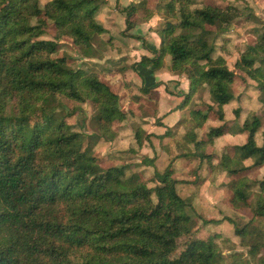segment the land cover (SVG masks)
Here are the masks:
<instances>
[{
  "label": "trees",
  "instance_id": "obj_1",
  "mask_svg": "<svg viewBox=\"0 0 264 264\" xmlns=\"http://www.w3.org/2000/svg\"><path fill=\"white\" fill-rule=\"evenodd\" d=\"M106 3L0 0V264H225L218 233L199 232L191 204L178 191L181 179L174 166L147 176L144 171L155 156L104 166L105 157L95 153L92 139L114 140L119 124L136 113L121 104L104 71L73 66V57L61 44L70 39L81 57L103 59L113 43L105 40L107 29L96 12ZM193 3L166 0L158 5L164 20L156 29L159 48L151 47L154 57L116 66L121 59L115 72H137L144 81L140 90L150 94L153 87L143 80L139 66L160 68L170 55L169 69L189 80L180 107L189 105L199 90L209 92V101L190 107L194 127L201 128L212 116L225 120L224 105L235 98L234 84L241 73L231 69L222 54L214 55L216 40L233 24L232 6L208 3L191 8ZM135 4L123 9L125 31L138 23L134 15L141 6ZM261 60L264 31L235 63L264 91V67L256 65ZM65 99L77 103L72 110ZM86 101L93 105L90 133L68 121ZM239 111L235 109L236 117ZM156 123L163 126L159 119ZM174 126L163 134L145 133L135 123L131 128L141 147L145 141L152 146V137L170 135ZM228 132L244 138L220 155L204 151ZM182 134L193 149L178 157L197 154L209 172L227 178L219 186L232 193L234 206L248 204V221L227 219L241 244L258 255L264 251V175L251 178L246 173L264 165L261 117L248 114L229 128L225 121L211 127L206 139L195 138L197 131Z\"/></svg>",
  "mask_w": 264,
  "mask_h": 264
},
{
  "label": "rangeland",
  "instance_id": "obj_2",
  "mask_svg": "<svg viewBox=\"0 0 264 264\" xmlns=\"http://www.w3.org/2000/svg\"><path fill=\"white\" fill-rule=\"evenodd\" d=\"M47 0H41L43 5ZM166 0H138L137 2L131 1L130 3H137V7L134 19L141 24L150 18L155 19L157 22L156 28L160 27L163 23V12L158 13L157 6L161 5ZM217 4L225 7L226 5L232 6V12L234 20L231 28L225 31L216 40V49L214 55L222 54L226 60L227 65L235 71H239L241 74L237 76L234 84L235 98L224 105L226 110V117L224 121H219L214 116L207 119L201 128L194 127L196 121L190 117V107L192 105H198L205 103L210 100V95L207 89L199 90L192 102L189 104V108L177 107L182 96L173 97L169 104L176 106L177 112L173 115L164 116L166 122H170V125H174L177 119L184 118L183 122L174 128H171L170 135L164 138L152 137L151 142L154 143L152 146L149 142L145 141L144 144L139 147L134 138V131L132 125L135 123L141 126L142 131L148 133L151 130H159L163 132L165 129H157V120H163V116L158 115L160 103L165 101V93H172L177 86L174 83H170L171 80H165L170 83V88H161L163 91L161 94L158 90L159 87L164 83L157 81L156 77L150 72V68L139 66L146 74V78L143 80L146 83L152 85V93H143L140 87L144 85L142 78L137 76V73L133 71V74L116 73V66L128 65L125 60L121 61V64H108L104 62L100 63L97 59H91L87 61L85 58L79 55L78 49L74 46L70 39L62 40V48L69 55L73 57V66H81L85 68H92L102 70L105 72V76L111 82V85L121 95V104L127 108L133 110L136 114L134 117L128 116L123 124L115 123V126L122 125L117 137L112 141H104L102 139H92L94 144V150L96 154L105 157L102 161L104 166L110 164L120 165L127 160L140 161L143 155L150 157L155 156V161L152 166L144 171L147 176L151 175L154 170L163 171L168 165L174 166L176 169L175 175L181 179L178 185L179 193L186 198L191 204L190 213L196 218L197 227L199 232L203 236H210L213 233H218L216 240L220 245V249L225 253V264H264V251H261L258 255L253 256L248 252V247L244 246L240 242L239 236L235 234L234 226L227 217L237 219L239 223L248 221L252 216L250 208L247 203L239 202L237 206L231 203L232 193L228 191L224 186H219L221 181L226 180L222 173L213 171L209 172L207 169V163L202 162L197 154L191 155V157H178L179 153L191 151L188 147L193 149V143L191 140L188 142L183 138V132L195 133L196 137L207 138L206 133L211 127L220 125L223 122H227V128L235 122L241 121L242 117H246L248 114L257 113L262 119V125L264 126V91L259 88L257 80L251 78L245 71L236 69L235 63L240 59L241 54L247 49L248 46L254 45L257 38L264 31V0H194L191 8L202 7L204 4ZM119 5V4H118ZM115 5V7H119ZM145 6V7H142ZM119 10V8H118ZM100 9L97 10V14H100ZM151 11V12H150ZM120 12H122L120 10ZM119 12V13H120ZM158 13V14H157ZM124 14V13H123ZM159 15V16H158ZM101 19H97L103 26L108 24V19L113 18L108 15H99ZM111 20V21H112ZM121 24H125V19L122 18ZM141 26L138 30L142 29ZM126 28V26H125ZM52 28L49 29L52 32ZM150 29L144 28L140 30L147 32ZM112 31L117 33V28H112ZM153 32V31H152ZM121 35V34H120ZM127 41L135 40L136 35L123 34ZM48 36V35H47ZM51 36V34H49ZM122 36V35H121ZM107 37V35H106ZM143 43V42H141ZM144 45V44H142ZM262 56V55H261ZM137 59H141L142 56L136 54ZM263 57V56H262ZM262 64L264 67V61H257L256 65ZM131 71V70H130ZM158 79V78H157ZM182 84V80H179ZM188 83V79L186 78ZM157 84V86H153ZM186 88L179 87L178 94H181ZM181 92V93H180ZM140 95L141 98L138 101L134 100L135 95ZM174 93H172L173 95ZM164 95V96H163ZM171 95V97H172ZM66 100V99H65ZM66 108L72 110L73 106L77 103L74 101H65ZM194 103V104H193ZM235 109L240 110V116L236 117ZM93 113V105L91 102H85L80 105L78 110H75L73 114L68 118V121L73 123L76 129H81L85 132H91L89 128V119ZM164 115V114H163ZM82 126V128H79ZM156 126V127H155ZM161 126V125H160ZM226 136L222 135L212 145H206L204 151L208 153H215L220 155L224 148L231 144V141L235 137H232L230 133H225ZM237 136V135H235ZM257 142L261 143V135L257 137ZM177 143L181 144V149L177 147ZM156 147V148H154ZM135 149V151L129 149ZM199 154L200 152L197 151ZM182 159V160H181ZM215 159L214 162H216ZM251 178H262L264 175V165L252 169L246 173ZM223 179V180H222ZM223 183V182H222ZM208 219H220L215 222L208 221ZM181 251V248L175 252L177 255ZM238 254V255H237ZM238 261V262H237Z\"/></svg>",
  "mask_w": 264,
  "mask_h": 264
},
{
  "label": "crops",
  "instance_id": "obj_3",
  "mask_svg": "<svg viewBox=\"0 0 264 264\" xmlns=\"http://www.w3.org/2000/svg\"><path fill=\"white\" fill-rule=\"evenodd\" d=\"M131 1L137 2L138 0H107L106 4H104L101 7H99V9L101 10L100 14L102 16L103 15H105V16L109 15L110 18L111 17L113 18V20L107 18L108 19V24L106 26L104 25V27L107 29V32H106L107 33V37H105V40L107 41L108 39L111 38L108 41H109V44H110V42L113 43V44L109 45L111 48L106 51L105 56L103 57V59H97L102 64L104 62H107L108 64H114L115 65L121 59L125 60L126 62L131 64L133 62H137V61L141 60V59H137L135 57L136 54H138L139 56L141 55V56H147V57H151L152 58V57H154L155 53L152 51L151 47H155L157 49L159 48L161 39H160V36H159V34H158L157 30H156L157 29L156 28L157 22L155 21V19L150 18L149 20H146L145 22H143L141 24L137 23L133 28H131L128 31H125V29H126L125 28V26H126V16H125V12L123 11V9L128 4H130ZM115 5L119 6L118 7L119 10H118L117 7H115ZM120 10L122 12H120ZM100 14L96 13V18L98 20L102 18L101 16H99ZM99 17H101V18H99ZM122 18L125 19V24H121ZM141 26H144V27H142V29H140V30H143L144 28H147V29H150V30L147 31V32H142V31L138 30V28L141 27ZM113 27H114V29L117 28V33L112 31ZM123 34L136 35V37H138V38H134L135 40H131L129 42V41H127L124 38ZM141 42H143V43H141ZM142 44H144V45H142ZM85 59L87 61H89V60L95 59V58H85ZM170 61H171V56L170 55H166L165 58H164L163 66H161L160 68L154 69V70L152 68L149 69L151 74H153V72H154V75H155L157 81L159 80V81L164 82L161 85V87L158 88L160 94L163 92V91H161L162 87H164V88L168 87V89H171L169 87L171 82L174 83V85L177 86V87L172 92V93H174L173 95H172V93H170V91L168 93L166 92L165 93L166 96L163 95L164 98H165V101H162L160 103V108L162 107V109L160 111H158V115L161 114V116H163V120H162L163 126L162 125L161 126L157 125V127L156 126L155 127L157 129L162 128V129H165V130L163 132H161L159 130H151V131H148V133L149 132H153V133H156V134H163L168 129V127L174 126V125H170V122L169 123L166 122L165 119H164V116L168 117L169 115H173L175 112H177V108H176V110H173V109H175L176 106L180 107L181 101L178 104H176V106L171 105L169 103L171 102L173 97H175V95H177L179 97L182 96V99H183V95L189 89V80H188V83L186 81L187 77L185 75H183V74L182 75L176 74V73H174L173 71H171L169 69ZM140 72H141L142 76L146 77V74L143 72L142 69H140ZM127 73L133 74V70H131V71L129 70V72H127ZM137 76H139L138 73H137ZM165 80H171V81L169 83V82H167ZM179 80L183 81L182 84L180 83ZM179 87H183V88H186V89L182 93L180 92L181 94H178L177 92H178ZM171 95H172V97H171ZM183 108L186 109V112H187V110L189 108V105H187V106H185ZM224 111H225V117H226L227 116L226 115L227 114L226 110L224 109ZM179 119H177V121ZM228 133H230V132H228ZM230 134H232L231 135L232 137H235L234 140L231 141V144L238 143V142L241 141V139L244 138V135L239 134V133L238 134L230 133ZM235 135H237V136H235ZM224 136H226V134H224ZM216 140H217V138H216ZM178 178H179V175H178Z\"/></svg>",
  "mask_w": 264,
  "mask_h": 264
}]
</instances>
